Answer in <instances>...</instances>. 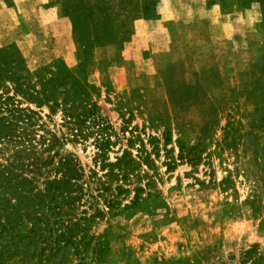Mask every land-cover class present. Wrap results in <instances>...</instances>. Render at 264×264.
I'll return each instance as SVG.
<instances>
[{"label": "rangeland", "instance_id": "374dc122", "mask_svg": "<svg viewBox=\"0 0 264 264\" xmlns=\"http://www.w3.org/2000/svg\"><path fill=\"white\" fill-rule=\"evenodd\" d=\"M143 1L0 0V47L28 69L77 72L110 127L104 164L132 159L107 179L91 128L73 139L59 108L27 104L40 116L31 137L44 163L26 174L37 189L59 157L82 170L78 199L53 205L60 248L40 243L39 264H243L251 246L264 257V0H157L151 14ZM92 214L76 245L56 239Z\"/></svg>", "mask_w": 264, "mask_h": 264}, {"label": "trees", "instance_id": "16d2710c", "mask_svg": "<svg viewBox=\"0 0 264 264\" xmlns=\"http://www.w3.org/2000/svg\"><path fill=\"white\" fill-rule=\"evenodd\" d=\"M156 2L144 0L141 13L151 14L149 10ZM86 83L77 72L72 73L60 61L28 69L13 46L0 47V146L3 151H8L4 162L0 163V264H39L42 261L40 248L51 252L59 249L58 244L49 239L56 222L52 219L55 214L53 205L57 200L67 203L78 199L82 190L77 184L82 170L70 156L57 159L52 168L56 175L43 180L41 189L35 186L33 176L26 175L32 172L31 167L33 172H38L39 165L44 163L35 155L36 142H32L31 137L34 135L33 126L40 116L27 104L37 108L45 106L51 113L59 108L63 126L73 139H84L88 135L85 131L91 128L94 159L108 167L104 173L107 179L118 175L113 168L124 175L127 165L132 162V159H125L123 150L113 163L104 164L108 147L112 144L109 134H106L110 127L95 102L87 99L85 86L89 85ZM22 103L26 105L20 106ZM48 146L43 145V149ZM185 151L187 162L195 161L194 146ZM28 159L30 162L26 163ZM261 165L264 175V148ZM116 189L119 191L120 187L116 186ZM141 190V187H135L132 201L137 200V193ZM106 202L108 207H112L114 194H110ZM79 220L84 221L80 229L89 228L94 223V215L79 217L69 225L63 223L68 232L61 230L56 239L62 238L64 243L76 245L78 241L75 242L72 237L77 234L75 232L81 231ZM40 243L43 247L39 246ZM253 249L254 246H251L244 252L243 258L247 260L243 264H264V257L253 256Z\"/></svg>", "mask_w": 264, "mask_h": 264}, {"label": "crops", "instance_id": "0c3cea01", "mask_svg": "<svg viewBox=\"0 0 264 264\" xmlns=\"http://www.w3.org/2000/svg\"><path fill=\"white\" fill-rule=\"evenodd\" d=\"M228 27H226V31H225V29L223 28V31L224 32H228L229 30H231V27H229V25H227Z\"/></svg>", "mask_w": 264, "mask_h": 264}]
</instances>
